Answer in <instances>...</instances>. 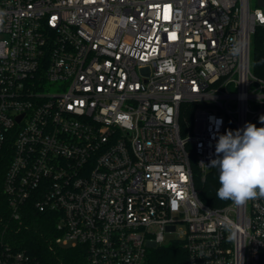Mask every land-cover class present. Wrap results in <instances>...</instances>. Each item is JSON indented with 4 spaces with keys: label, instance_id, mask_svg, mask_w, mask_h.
I'll list each match as a JSON object with an SVG mask.
<instances>
[{
    "label": "built area",
    "instance_id": "2783aa9c",
    "mask_svg": "<svg viewBox=\"0 0 264 264\" xmlns=\"http://www.w3.org/2000/svg\"><path fill=\"white\" fill-rule=\"evenodd\" d=\"M0 13L14 218L55 212L53 243L84 245L87 264H264V198L217 209L195 185L229 122L264 127L259 0H0ZM0 264L44 263L0 241Z\"/></svg>",
    "mask_w": 264,
    "mask_h": 264
},
{
    "label": "trees",
    "instance_id": "16d2710c",
    "mask_svg": "<svg viewBox=\"0 0 264 264\" xmlns=\"http://www.w3.org/2000/svg\"><path fill=\"white\" fill-rule=\"evenodd\" d=\"M252 64L254 72L264 77V33L260 28L254 38ZM227 130H236L232 122H229L224 133ZM218 176L219 170L212 167L205 178L196 176L195 185L206 205L223 209L232 202L217 197V190L220 187ZM20 214L21 218H14L9 198L0 182V241L10 244L15 249L27 251L44 264H87V251L84 245L67 248L53 243L58 223L55 212L40 211L36 206L29 204L21 209Z\"/></svg>",
    "mask_w": 264,
    "mask_h": 264
},
{
    "label": "clouds",
    "instance_id": "9594fccd",
    "mask_svg": "<svg viewBox=\"0 0 264 264\" xmlns=\"http://www.w3.org/2000/svg\"><path fill=\"white\" fill-rule=\"evenodd\" d=\"M2 17L0 13V23ZM231 51L235 55L239 48L233 47ZM259 121L264 124V115ZM215 153L216 158L209 166L219 170L220 200L239 206L264 198V127L247 122L240 129L227 130L218 135ZM220 226L230 234L229 240L236 238L234 224L228 217L220 220Z\"/></svg>",
    "mask_w": 264,
    "mask_h": 264
},
{
    "label": "rangeland",
    "instance_id": "374dc122",
    "mask_svg": "<svg viewBox=\"0 0 264 264\" xmlns=\"http://www.w3.org/2000/svg\"><path fill=\"white\" fill-rule=\"evenodd\" d=\"M255 3H256V0H252V6H254ZM252 53H253V51H252ZM252 66H253V64H252ZM169 241H170V237H167L166 243H168Z\"/></svg>",
    "mask_w": 264,
    "mask_h": 264
},
{
    "label": "snow or ice",
    "instance_id": "6c2138e0",
    "mask_svg": "<svg viewBox=\"0 0 264 264\" xmlns=\"http://www.w3.org/2000/svg\"><path fill=\"white\" fill-rule=\"evenodd\" d=\"M167 18H168V16H167V13H166V15H165V19H167ZM171 38L175 39V34H174V33L171 34Z\"/></svg>",
    "mask_w": 264,
    "mask_h": 264
},
{
    "label": "water",
    "instance_id": "95a60500",
    "mask_svg": "<svg viewBox=\"0 0 264 264\" xmlns=\"http://www.w3.org/2000/svg\"><path fill=\"white\" fill-rule=\"evenodd\" d=\"M259 5L264 7V0H259Z\"/></svg>",
    "mask_w": 264,
    "mask_h": 264
}]
</instances>
